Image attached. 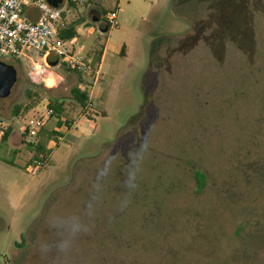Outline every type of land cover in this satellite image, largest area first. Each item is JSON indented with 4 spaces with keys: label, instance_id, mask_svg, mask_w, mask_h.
<instances>
[{
    "label": "rangeland",
    "instance_id": "obj_1",
    "mask_svg": "<svg viewBox=\"0 0 264 264\" xmlns=\"http://www.w3.org/2000/svg\"><path fill=\"white\" fill-rule=\"evenodd\" d=\"M116 2L60 5L92 68L105 49L97 83L59 65L47 79L52 90L30 99L29 62L45 55L1 58L17 81L0 98V130L11 128L0 144V264H264V0ZM112 10L118 24L101 33ZM75 87L93 106H80ZM51 100L76 133L63 125L55 142L49 118L34 138L49 158L36 167L25 124ZM137 147L147 149L138 187L120 210ZM109 151L119 162L98 178ZM70 217L88 230L70 236L52 226Z\"/></svg>",
    "mask_w": 264,
    "mask_h": 264
},
{
    "label": "built area",
    "instance_id": "obj_2",
    "mask_svg": "<svg viewBox=\"0 0 264 264\" xmlns=\"http://www.w3.org/2000/svg\"><path fill=\"white\" fill-rule=\"evenodd\" d=\"M76 4L79 0H63ZM117 0L118 7L121 2ZM61 7L51 5L47 0H0V59L3 57L21 58L27 56V51L35 50L45 55V61L30 60L27 76L32 83L46 85L51 68L64 65L84 74L92 75L99 80L100 66L92 68L91 61L87 60L76 48V37L65 40L60 31L65 28ZM106 23L110 26L118 24L115 10L103 13ZM70 44V47L67 46ZM55 56V59L52 58ZM28 57V56H27ZM47 60H58L56 66L51 67ZM55 85V84H54ZM53 110L47 105L45 111L35 117L27 119L25 132L31 142L44 128ZM7 126L1 127V134ZM63 140L62 136L58 137ZM39 167V165H35Z\"/></svg>",
    "mask_w": 264,
    "mask_h": 264
},
{
    "label": "trees",
    "instance_id": "obj_3",
    "mask_svg": "<svg viewBox=\"0 0 264 264\" xmlns=\"http://www.w3.org/2000/svg\"><path fill=\"white\" fill-rule=\"evenodd\" d=\"M60 36L61 38L65 39V40H69L72 39L74 37L77 36V29H76V24H72L70 25L68 28H64L63 30L60 31ZM124 50H125V45L122 46L120 54L124 55ZM103 53V48L98 52V62H100L101 60V56ZM68 68V67H67ZM69 70H72L73 72L81 75V73L75 71L74 69L68 68ZM80 77V76H79ZM30 86H27L25 88V94L28 98H33L36 97L38 98L40 95V91L45 90V92H49L50 90H52V87H47L41 84H35V83H30ZM35 88V89H34ZM72 94L74 96V98L76 99V101L80 104V106L84 109L87 107V102H88V93L87 91L81 90L78 87H75L72 89ZM35 105V101L29 103L26 107L25 110L33 107ZM48 106L53 110L52 112V118H55L57 120V128L62 127L63 125H68L67 122L64 120L63 118V104L61 101H50V104H48ZM22 105L17 104L14 106V115H18L21 111H22ZM11 135V128L10 126H7V129L4 131V133L2 134L1 138H0V144H4L8 141L9 136ZM50 135L52 137H54V141L58 142L59 140L56 138V136H62L60 133H58V131L56 129L51 130L50 131ZM25 145L27 147V149L32 153V158L29 160V164L33 163L34 165H39V167H42L45 162L48 160L49 158V152L48 150L41 144L37 142H31V141H25ZM195 176L197 179V184H198V188L202 189L205 185V177L204 175L199 172L196 171L195 172Z\"/></svg>",
    "mask_w": 264,
    "mask_h": 264
},
{
    "label": "clouds",
    "instance_id": "obj_4",
    "mask_svg": "<svg viewBox=\"0 0 264 264\" xmlns=\"http://www.w3.org/2000/svg\"><path fill=\"white\" fill-rule=\"evenodd\" d=\"M147 151L145 147H137L132 162L129 163L126 171V175L123 179V186L126 189L121 201L119 203V209L123 210L127 207L129 203V197L138 187V173L140 171V162L143 160L144 153ZM120 153L115 151H109L106 156H104L102 165L98 170V178H103L108 176L115 164L119 162ZM53 227H64L67 226V229L70 233V236H74L82 231H87V226L84 225L79 218L70 217L67 220H61L53 222ZM57 249L60 252H67L71 247V239L61 240L57 245ZM44 251L48 250V245H42Z\"/></svg>",
    "mask_w": 264,
    "mask_h": 264
},
{
    "label": "water",
    "instance_id": "obj_5",
    "mask_svg": "<svg viewBox=\"0 0 264 264\" xmlns=\"http://www.w3.org/2000/svg\"><path fill=\"white\" fill-rule=\"evenodd\" d=\"M51 5L55 7H60L62 0H47ZM94 22H100V17H93ZM110 26L106 24L104 27H100L101 33H106L109 30ZM48 64L51 67L57 65L58 60L49 61ZM17 81V70L16 68L8 64L7 62L0 59V98H6L10 95L13 86Z\"/></svg>",
    "mask_w": 264,
    "mask_h": 264
},
{
    "label": "crops",
    "instance_id": "obj_6",
    "mask_svg": "<svg viewBox=\"0 0 264 264\" xmlns=\"http://www.w3.org/2000/svg\"><path fill=\"white\" fill-rule=\"evenodd\" d=\"M84 2H86V1H88V0H83ZM77 4V3H76ZM125 50H126V46H125ZM124 50V54H126V51ZM86 57V56H85ZM104 57H105V49L103 48V53H102V56H101V60H100V64H99V66H100V72H101V62L103 61V59H104ZM87 60H89V61H91L90 59H87ZM94 83H97L98 81H100V80H92ZM92 81H90V82H88L86 85H90V83L92 82ZM49 86H53V84L52 85H49ZM80 87V86H79ZM87 93H88V91H87ZM88 97H89V99H88V103H89V105H91V106H93V103L90 101V99H91V97H90V95L88 94ZM88 117V119H92V118H94V114L90 117V116H87ZM71 123H72V125L71 126H69L68 127V130L69 131H71V134L72 135H74L75 133H76V130H72L73 129V127H74V125L76 124V121H74V120H72L71 121ZM63 127V126H62ZM62 127H60V128H62ZM60 128H57V127H55V129L56 130H58V129H60ZM87 130V128L85 129V131ZM0 135H1V133H0Z\"/></svg>",
    "mask_w": 264,
    "mask_h": 264
},
{
    "label": "bare ground",
    "instance_id": "obj_7",
    "mask_svg": "<svg viewBox=\"0 0 264 264\" xmlns=\"http://www.w3.org/2000/svg\"><path fill=\"white\" fill-rule=\"evenodd\" d=\"M52 81H53V80H51V79L47 80V84H48V85H52V84H53Z\"/></svg>",
    "mask_w": 264,
    "mask_h": 264
},
{
    "label": "flooded vegetation",
    "instance_id": "obj_8",
    "mask_svg": "<svg viewBox=\"0 0 264 264\" xmlns=\"http://www.w3.org/2000/svg\"><path fill=\"white\" fill-rule=\"evenodd\" d=\"M101 16V15H100ZM100 16H98V17H100ZM53 57V56H52Z\"/></svg>",
    "mask_w": 264,
    "mask_h": 264
}]
</instances>
